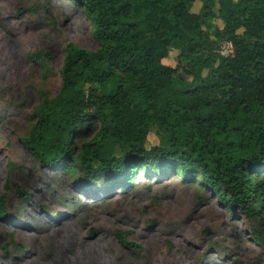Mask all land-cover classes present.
Masks as SVG:
<instances>
[{
	"label": "trees",
	"instance_id": "trees-1",
	"mask_svg": "<svg viewBox=\"0 0 264 264\" xmlns=\"http://www.w3.org/2000/svg\"><path fill=\"white\" fill-rule=\"evenodd\" d=\"M71 1L98 49L66 44L60 90L43 93L24 148L92 195L130 190L138 173L181 176L243 210L264 245V0H219V14L215 0ZM216 17L223 26L210 31ZM175 48L176 66L165 64ZM154 126L163 140L148 149Z\"/></svg>",
	"mask_w": 264,
	"mask_h": 264
},
{
	"label": "rangeland",
	"instance_id": "rangeland-1",
	"mask_svg": "<svg viewBox=\"0 0 264 264\" xmlns=\"http://www.w3.org/2000/svg\"><path fill=\"white\" fill-rule=\"evenodd\" d=\"M206 23L210 31L223 26L219 17ZM68 42L98 49L91 22L71 0H0V264H264L258 223L209 188L138 173L130 190L87 194L71 173L24 148L43 93L60 90ZM220 47L226 55L224 42ZM178 54L172 49L163 62L176 66ZM162 140L154 126L146 147ZM119 233L137 246L124 245Z\"/></svg>",
	"mask_w": 264,
	"mask_h": 264
},
{
	"label": "built area",
	"instance_id": "built-area-1",
	"mask_svg": "<svg viewBox=\"0 0 264 264\" xmlns=\"http://www.w3.org/2000/svg\"><path fill=\"white\" fill-rule=\"evenodd\" d=\"M224 44H225L226 50L228 51L227 54H229L230 51L232 50V47H233L232 43L231 42H224ZM220 49H221V47H220ZM220 52L222 55H224V52H222L221 50H220Z\"/></svg>",
	"mask_w": 264,
	"mask_h": 264
}]
</instances>
